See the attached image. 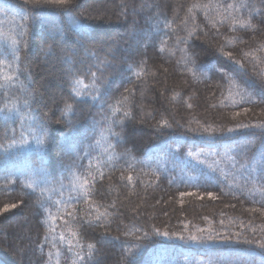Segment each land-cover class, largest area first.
Listing matches in <instances>:
<instances>
[{"label":"trees","instance_id":"trees-1","mask_svg":"<svg viewBox=\"0 0 264 264\" xmlns=\"http://www.w3.org/2000/svg\"><path fill=\"white\" fill-rule=\"evenodd\" d=\"M82 1L0 0V264H264V0Z\"/></svg>","mask_w":264,"mask_h":264},{"label":"rangeland","instance_id":"rangeland-1","mask_svg":"<svg viewBox=\"0 0 264 264\" xmlns=\"http://www.w3.org/2000/svg\"><path fill=\"white\" fill-rule=\"evenodd\" d=\"M81 3H82V5L85 6V8H89V7H95L96 6L95 3H97V2H94L93 0H83ZM43 68L45 70V72H44L45 83L51 82L52 80L55 81L57 70L55 71L48 66H43ZM42 84H43L42 87L45 88V84L44 83H42ZM58 90L59 89L54 90V92L56 91L55 93L58 94L59 93ZM137 135H139L138 132H137Z\"/></svg>","mask_w":264,"mask_h":264},{"label":"snow or ice","instance_id":"snow-or-ice-1","mask_svg":"<svg viewBox=\"0 0 264 264\" xmlns=\"http://www.w3.org/2000/svg\"><path fill=\"white\" fill-rule=\"evenodd\" d=\"M36 2H39V0H36ZM46 2H48V3H53V4H56V5H60V6H64V5H67V4L69 3V0H46ZM229 7H232V5H229ZM242 26H244V25H242ZM229 55H230V54H229ZM245 55H248V53H245ZM237 63H238V62H237ZM9 79H10V77H9ZM66 109L70 111V110H71V105H66ZM165 123H166V122H165ZM206 131H207V130H206ZM230 131H231V129H230ZM129 179H131V178L129 177ZM27 187L31 188L32 185H31V184H28ZM210 195H211V194H210ZM11 207H15V205H11ZM5 210H7V208H6ZM73 235H75V233H73ZM163 235L167 236L168 233H164ZM191 239L195 240L196 237H192ZM260 247H261V248H264V244H260ZM88 248L91 250V249L94 248V245L89 244V245H88ZM80 259L82 260L83 257H80ZM57 264H59V262H57Z\"/></svg>","mask_w":264,"mask_h":264}]
</instances>
